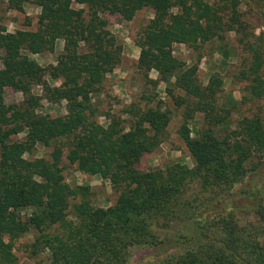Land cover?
Returning a JSON list of instances; mask_svg holds the SVG:
<instances>
[{
  "label": "trees",
  "instance_id": "1",
  "mask_svg": "<svg viewBox=\"0 0 264 264\" xmlns=\"http://www.w3.org/2000/svg\"><path fill=\"white\" fill-rule=\"evenodd\" d=\"M26 3L39 9L34 30L8 32L0 22V264L15 263L12 247L26 235L28 254H44V264H127L137 248L163 255L147 264H264V31L255 33L264 0H6V8ZM141 10L151 14L134 37L142 87L100 125L91 97L122 53L107 17L129 21ZM229 36L242 103H257L233 123L217 103L223 77L210 73L203 84L196 75L207 51L227 57ZM57 40L52 63L30 57L53 53ZM173 44L195 61L175 58ZM160 82L182 107L177 134L190 167L141 166L167 137ZM6 89L20 99L5 103ZM41 101L63 102L65 112L42 114ZM195 113L201 124L191 135ZM37 146L51 150L37 157ZM65 164L108 181L111 203L97 205L91 186L66 183Z\"/></svg>",
  "mask_w": 264,
  "mask_h": 264
},
{
  "label": "rangeland",
  "instance_id": "2",
  "mask_svg": "<svg viewBox=\"0 0 264 264\" xmlns=\"http://www.w3.org/2000/svg\"><path fill=\"white\" fill-rule=\"evenodd\" d=\"M39 9L32 3H26L23 5L22 11H14L6 8V0H0V22L6 28L8 32H12L16 29L34 30L36 25V16ZM151 14L146 10L137 12L134 17L129 21H123L118 16L107 17V29L117 38L122 45V53L119 64L113 69L110 74L105 76L102 81L103 89L98 93H95L91 97L92 105L96 108V114L100 115L96 117V121L100 125H104V118L101 117L103 113L108 111L110 114H118L122 109V106L136 101L139 89H141L143 81L136 73L135 63L138 55V47L134 42V37ZM264 31V24H260L255 33ZM225 51H227V57H220L217 53L211 54L206 48L204 54L197 62V79L201 83H205L210 73H218L223 77V86L220 92L217 94V103L222 107L230 110V123H233L241 116H250L251 113H255L256 107L253 104L241 99V85L238 79L234 78V74L238 70L239 55H237L236 45L232 40V36H229L226 41ZM61 48V41L55 42L53 53H42L37 55H31L30 57L36 61L39 65H47L52 63L55 54L59 52ZM172 55L190 65L195 61L194 52L190 51L183 44H173L171 47ZM150 79L156 78V73L150 71L148 73ZM264 79V70H263ZM57 83V82H55ZM158 98L161 99L163 105L170 111V120L167 124L166 131L167 137L162 141L157 150L148 154L142 158V168H163L166 165L172 163H179L183 166L190 167L191 159L187 155V151L178 137L177 130L181 124L182 107H176L172 104L170 97L164 93V83H159L157 87ZM20 99V94L15 93L11 89H6L4 93L5 103L17 102ZM264 102V97L259 103ZM258 103V104H259ZM259 110L264 111V105L258 106ZM38 111L42 114H48L51 117L62 115L64 111V103L52 105L45 101H41ZM261 112V111H260ZM262 114V112H261ZM264 115V114H262ZM125 118V116H122ZM228 121V123H229ZM201 124V117L199 113H195L188 121V126L191 131L194 128L199 127ZM22 135L19 134V137ZM51 147H39L35 149L34 156H44L50 152ZM65 156V152L63 153ZM62 156V165L66 163ZM62 175L64 180L69 185H88L93 188V199L100 206H108L114 199V193L110 188L108 181L100 179L96 175H88L76 170L75 166L65 164ZM241 219L246 223V219H250V216L243 214ZM31 241V235L23 236L14 242L12 252L16 257L14 264H44L45 255L39 254L38 256H31L28 254L25 248V243ZM163 255H156L152 249L137 248L132 252V256L127 264H147L154 259L160 258Z\"/></svg>",
  "mask_w": 264,
  "mask_h": 264
}]
</instances>
